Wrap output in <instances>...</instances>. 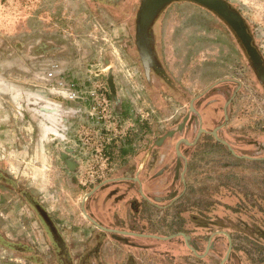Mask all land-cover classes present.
<instances>
[{"label":"rangeland","instance_id":"rangeland-1","mask_svg":"<svg viewBox=\"0 0 264 264\" xmlns=\"http://www.w3.org/2000/svg\"><path fill=\"white\" fill-rule=\"evenodd\" d=\"M227 1L264 60V0ZM140 3L0 0V264H264V82L185 2L151 24L148 69ZM220 127L241 159L202 146Z\"/></svg>","mask_w":264,"mask_h":264},{"label":"flooded vegetation","instance_id":"flooded-vegetation-1","mask_svg":"<svg viewBox=\"0 0 264 264\" xmlns=\"http://www.w3.org/2000/svg\"><path fill=\"white\" fill-rule=\"evenodd\" d=\"M180 2H185V3H190L193 4L195 6H198L199 8H201L203 11L207 13H210L214 16H216L221 22H223L229 29H231L234 34L236 35V39H238L241 43L242 41L245 42H250V44L255 48V52L256 55H254V58L256 60L259 61V59L261 60V66L260 63L258 61H253L252 57L249 56V54H247L248 56V61L250 63V65H252V67L254 68L255 72L257 73V75H259L260 79H262V81L264 82V60L261 56V53L259 52V50L253 45V40L251 35L248 33V28L243 20V18L240 16L239 12L236 10L235 7H233V5L227 1V0H220L221 2V10H214L211 9L207 6H204L198 2L195 1H191V0H168V1H163L162 3H159L158 5H156L153 9H151L152 7L151 2L150 3H146V0H141V3L138 7L137 10V20H138V24H137V36H138V47H139V54L141 56V59L145 65V67H147L149 69V67L152 66L154 67L156 63L155 59L153 58V47H152V31H151V24L154 23L157 19L159 20V18H161V16L164 14V12L174 3H180ZM236 29H238L240 31V34L237 33ZM245 49V48H244ZM246 51V49H245ZM247 53V51H246ZM259 58V59H258ZM256 62V63H255ZM150 65V66H149ZM223 79H228V78H223ZM222 80V79H221ZM238 81V80H236ZM229 84H231V86L234 87V89H232V91L235 90V88L238 86V82H232L229 81ZM226 96L224 97V103L227 101H230V103L228 104L231 105L233 100L236 98L234 93L230 92L229 94H225ZM225 104H223L222 107V117H227L229 118L231 116L230 111L228 110V107H226V109L224 108ZM226 110V111H225ZM226 112V113H225ZM220 124V122L218 123ZM216 124L217 127H219L220 125ZM226 133L225 129L223 127H220L218 129H211L210 131L204 130L201 132V135H206L211 137V139L213 140L212 142H208V143H203L202 146L208 145H219L222 146L224 149H226L231 155H233V157L235 158V160L241 159L240 155L237 154L234 150V145L231 144L230 141H227L226 139H222L220 136ZM257 139H255V137H252L248 140V145H249V151L253 152L255 150H257L258 148L261 149V151H264V142L263 143H256ZM193 146L189 145L187 146L188 150H190ZM251 161H261L264 162V155L261 156H256L253 155L251 156ZM226 166L227 164H234V160H230V161H226L225 162ZM115 178H117L119 181H127V182H131L130 180H127V176H116ZM131 179H135L134 176ZM101 183L99 184V187H103L105 185H107L108 183L105 181H100ZM116 198H120L121 195L118 193L115 195ZM89 196L86 197L85 200H83L82 202V206H84L85 209H87L88 207V200H89ZM134 205V204H133ZM135 206V205H134ZM89 215V214H88ZM90 217L92 219H94L91 215H89V217L87 216L86 218L90 219ZM95 220V219H94ZM96 221V220H95ZM93 222V221H92ZM97 222V221H96ZM98 223V222H97ZM101 225V224H100ZM229 239V246L231 244V238L229 236H227Z\"/></svg>","mask_w":264,"mask_h":264},{"label":"water","instance_id":"water-1","mask_svg":"<svg viewBox=\"0 0 264 264\" xmlns=\"http://www.w3.org/2000/svg\"><path fill=\"white\" fill-rule=\"evenodd\" d=\"M163 1H168V0H146V3H150L151 2V9H153L156 5H158L159 3H162ZM191 1H195V2H198L204 6H207L211 9H214V10H221V2L220 0H191ZM237 33L240 34V31L238 29H236ZM242 45L244 46V48L246 49L247 51V54H249L250 57H252L253 61H258L254 58V55H256V50L255 48L250 44V42H245V41H242ZM259 59V58H258ZM259 63L261 62V60L259 59L258 61ZM256 63V62H255ZM260 66H261V63H260ZM108 83H109V86L112 90V87H113V84L111 82V80L109 79L108 80ZM179 153V151H178ZM173 184H171V186H173ZM143 197H145L147 199V197L145 195H143ZM156 201H161V198H155ZM173 200V199H172ZM153 203V201H152ZM156 205H158V203L155 202ZM159 206V205H158ZM83 209H84V206H82ZM89 217V215H87ZM91 221H93V223L95 225H97L98 227H100L101 229L105 230V231H111V232H120L119 230L117 229H111V228H107V227H104L102 225H100L99 223H97L94 219H92L90 217ZM123 233H128L129 235H134V236H147L146 234H140V233H135V232H123ZM182 235L188 239V236H186L184 233H182ZM150 236V238H155V239H160V240H167L169 237H160V236H157V235H148ZM231 247V244L229 246V249ZM229 251V250H228ZM221 264H223V261L221 262Z\"/></svg>","mask_w":264,"mask_h":264},{"label":"bare ground","instance_id":"bare-ground-1","mask_svg":"<svg viewBox=\"0 0 264 264\" xmlns=\"http://www.w3.org/2000/svg\"><path fill=\"white\" fill-rule=\"evenodd\" d=\"M47 160H48V158H47Z\"/></svg>","mask_w":264,"mask_h":264}]
</instances>
